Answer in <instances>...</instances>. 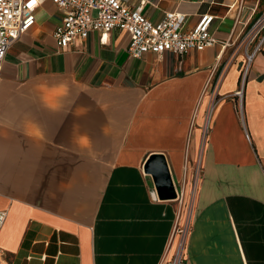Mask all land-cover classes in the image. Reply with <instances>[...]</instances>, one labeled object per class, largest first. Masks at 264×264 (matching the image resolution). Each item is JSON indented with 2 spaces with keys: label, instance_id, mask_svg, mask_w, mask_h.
Returning a JSON list of instances; mask_svg holds the SVG:
<instances>
[{
  "label": "crops",
  "instance_id": "0c3cea01",
  "mask_svg": "<svg viewBox=\"0 0 264 264\" xmlns=\"http://www.w3.org/2000/svg\"><path fill=\"white\" fill-rule=\"evenodd\" d=\"M125 1L155 23L184 13L187 29L212 14L221 42L264 14V0ZM36 19L1 68L0 264H167L186 218L179 184L197 161L187 264H264V44L241 101L239 43L133 57L115 29L61 49L63 12L45 1ZM157 153L174 200L144 169Z\"/></svg>",
  "mask_w": 264,
  "mask_h": 264
},
{
  "label": "built area",
  "instance_id": "2783aa9c",
  "mask_svg": "<svg viewBox=\"0 0 264 264\" xmlns=\"http://www.w3.org/2000/svg\"><path fill=\"white\" fill-rule=\"evenodd\" d=\"M52 1L62 12V22L55 28L53 37L61 49L85 41L91 32L108 34L120 30L129 34L128 52L133 57L144 53L162 54L166 51L185 55L192 50L202 51L221 43L222 47L239 43L245 48V62L241 71V87L236 92L243 99V88L256 54L264 44V14L247 24L234 42L219 41L211 33L215 16L202 14L198 23L185 28L186 15L169 11L155 23L147 18L141 7L131 8L125 0H0V76L2 63L11 46L36 24V11L45 2ZM253 46V48H251ZM221 75L210 94L214 96L205 119V134L208 133L213 102ZM7 218V212L0 210V233ZM190 220L175 227L169 249L172 257L167 264H187L186 246Z\"/></svg>",
  "mask_w": 264,
  "mask_h": 264
},
{
  "label": "water",
  "instance_id": "95a60500",
  "mask_svg": "<svg viewBox=\"0 0 264 264\" xmlns=\"http://www.w3.org/2000/svg\"><path fill=\"white\" fill-rule=\"evenodd\" d=\"M144 169L152 176L160 199L174 200L178 198V192L164 154L157 153L151 155L146 160Z\"/></svg>",
  "mask_w": 264,
  "mask_h": 264
},
{
  "label": "rangeland",
  "instance_id": "374dc122",
  "mask_svg": "<svg viewBox=\"0 0 264 264\" xmlns=\"http://www.w3.org/2000/svg\"><path fill=\"white\" fill-rule=\"evenodd\" d=\"M198 175H199V162L197 161L196 165L194 164L193 166V170L191 172L190 177L188 179L183 180L181 184H179V198L183 199V205L185 211L184 217H186L184 222L189 221L192 215L193 199L195 196Z\"/></svg>",
  "mask_w": 264,
  "mask_h": 264
}]
</instances>
